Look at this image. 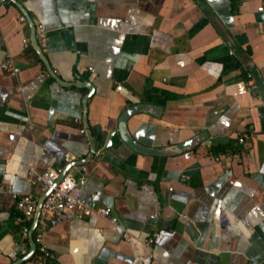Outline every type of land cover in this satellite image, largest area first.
Segmentation results:
<instances>
[{
	"label": "crops",
	"instance_id": "crops-1",
	"mask_svg": "<svg viewBox=\"0 0 264 264\" xmlns=\"http://www.w3.org/2000/svg\"><path fill=\"white\" fill-rule=\"evenodd\" d=\"M260 1L0 2V61L9 56L17 68L15 75L0 68V184L37 200L41 191L27 181L29 166L40 171L83 159L89 130L94 155L67 173L79 181L81 194L93 195V204L109 208L117 220L62 214L43 236L51 258L40 262L33 251L17 264H264ZM21 10L34 32L37 25L45 32L40 51L52 74L93 88L86 127L81 98L87 89L55 82L29 44ZM135 103L161 107L159 116L127 118L139 144L163 148L195 135L199 143L171 155H145L114 134L103 148L117 116ZM205 143L211 154L228 158L213 162ZM18 217L0 195V264H14L29 249L28 233L20 231L31 221ZM153 232L157 237L144 244Z\"/></svg>",
	"mask_w": 264,
	"mask_h": 264
},
{
	"label": "built area",
	"instance_id": "built-area-1",
	"mask_svg": "<svg viewBox=\"0 0 264 264\" xmlns=\"http://www.w3.org/2000/svg\"><path fill=\"white\" fill-rule=\"evenodd\" d=\"M256 10L264 17V0L260 1ZM20 20H23V18L20 17ZM34 34L39 49H43L46 37L41 25H37ZM23 43H25V40H23ZM0 68L7 71L10 75H15L17 73V68L13 65L9 56H6L0 61ZM119 88L120 86L117 85L116 89ZM252 88L255 90V86H252ZM79 132L82 133L83 129H80ZM245 138L246 135L241 133L236 138V141L241 144L244 142ZM205 147L210 153V144L205 143ZM210 155L213 162H220L229 156L223 153H210ZM64 161L66 162L67 159ZM60 170V167H50L38 171L35 169L34 165H30L27 171V181L29 184L38 186L41 192L46 188H50V191L42 200L35 225L31 232V238L34 243V255L40 262H45L51 258V255L44 243V233L49 228L55 226L58 218L62 214H74L79 217H87L94 214L103 218H108L113 224L117 223L115 218L109 216V208L93 204V195L84 196L81 194L80 189L77 186L76 179L71 174L66 172L61 179L53 185V182L57 178ZM82 171H84V169H82ZM0 195L8 197L14 207L20 212V217H18L17 220L31 221L36 205V198L26 192H16L9 186L3 184H0ZM20 232L23 237H26L28 233V226H22ZM122 237L123 239L128 238L126 231H123ZM156 237L157 232H153L145 237L143 242L144 244L149 245ZM181 264H192V262L190 260H185ZM247 264L262 263L255 259H248Z\"/></svg>",
	"mask_w": 264,
	"mask_h": 264
},
{
	"label": "water",
	"instance_id": "water-1",
	"mask_svg": "<svg viewBox=\"0 0 264 264\" xmlns=\"http://www.w3.org/2000/svg\"><path fill=\"white\" fill-rule=\"evenodd\" d=\"M1 1L2 0H0V2ZM21 12L27 17V15L25 14V12L23 10H21ZM27 22H28L29 28H30L29 44L33 48V50L35 51V53L37 54V56L39 57L41 62L44 64L47 72L50 74V76L52 78L55 79V82L61 86H84L87 89V93L85 95H83L81 98V107H82L81 120H82L83 126L86 127L85 102H86L87 98H89L91 96V94L93 92V88L91 87L90 84H87V82L85 83L82 81L65 83V82H62L59 78H57L55 75H53L52 70L46 61V58L44 57L43 53L40 51V49L37 45L35 34H34L35 33L34 32V26L29 21L28 17H27ZM140 112L147 113V114H150L153 116H159L160 112H161V107L156 106L154 104H150V103H135V104H132V105L125 107L120 112V114L117 116L115 128L110 130V132L107 134L106 142L104 143L103 148H106L111 144V138L113 137L114 134H116L118 136L119 140L127 148H129L133 152H137V153L145 154V155H171V154L183 152V151L190 150V149L194 148L199 143V141L201 139L198 135H195V136H192L191 138H189L188 140H186L182 143H179V144H176L173 146H169V147H163V148H152V147L141 145L138 142H136L130 136V134L126 128L127 118L129 116L135 114V113H140ZM96 131L99 132V127H96ZM84 134H85V137H86V140L88 143L87 154L85 155V157L83 159L75 160L73 162H69V163L65 164L64 167L61 168L57 178L54 180L53 185H55L61 179V177L69 170V168L76 166V165H81V164L86 163L94 155L95 145H94L93 139L91 138L89 130H86ZM77 186H79V181H77ZM49 191H50V188H46L44 191L41 192V194L38 196V198L36 200L34 213H33L31 223L29 226V230H28L29 249H28L27 253L23 257H21L19 260L14 262V264H17V263L21 262L22 260L29 258L34 251V243H33L32 238H31V231L35 225L42 200Z\"/></svg>",
	"mask_w": 264,
	"mask_h": 264
},
{
	"label": "trees",
	"instance_id": "trees-1",
	"mask_svg": "<svg viewBox=\"0 0 264 264\" xmlns=\"http://www.w3.org/2000/svg\"><path fill=\"white\" fill-rule=\"evenodd\" d=\"M202 21H200V22H198V23H196L192 28H191V30H190V32L192 33V32H194V31H196L201 25H202ZM218 146H213V151H216Z\"/></svg>",
	"mask_w": 264,
	"mask_h": 264
}]
</instances>
